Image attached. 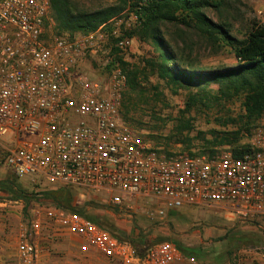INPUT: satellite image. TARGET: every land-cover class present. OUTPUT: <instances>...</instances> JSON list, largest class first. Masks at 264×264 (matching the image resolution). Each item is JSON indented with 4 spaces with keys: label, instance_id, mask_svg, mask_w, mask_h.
Masks as SVG:
<instances>
[{
    "label": "built area",
    "instance_id": "1",
    "mask_svg": "<svg viewBox=\"0 0 264 264\" xmlns=\"http://www.w3.org/2000/svg\"><path fill=\"white\" fill-rule=\"evenodd\" d=\"M51 8L52 0H0L5 166L20 178L102 193L114 206L131 208L139 200L154 220L184 205L207 206L229 209L264 232V127L255 131L250 150L242 155L231 149L160 151L122 114L128 77L116 58L132 47L128 33L141 25L139 13L128 7L96 31L66 38L46 35ZM99 52L109 54L105 74L87 65ZM1 197L0 203L20 201ZM38 206L20 224L18 264H41L67 234L81 240L83 252L93 248L119 264L195 261L172 241L140 253L131 241L76 211Z\"/></svg>",
    "mask_w": 264,
    "mask_h": 264
},
{
    "label": "rangeland",
    "instance_id": "2",
    "mask_svg": "<svg viewBox=\"0 0 264 264\" xmlns=\"http://www.w3.org/2000/svg\"><path fill=\"white\" fill-rule=\"evenodd\" d=\"M130 0H72L76 7L85 10H97L110 5L123 7L120 11L130 7ZM221 1L217 7L206 10L210 18L218 23L229 25L231 34L243 38L249 32L254 22L264 24V0H217ZM127 2V3H126ZM131 8V7H130ZM119 12V13H120ZM46 35H58L66 38H75L84 35L78 32L73 36L68 33L58 34L56 22L52 15V8L49 18L46 22ZM136 26L132 31L140 29ZM165 35L173 45L187 59L194 61L195 64L204 67V69L224 68L238 64L234 51L230 46L222 48L213 47L208 44L205 38L195 27H190L184 23H166L163 26ZM130 31V32H132ZM129 32V33H130ZM220 49V50H219ZM152 55V46L141 41L135 34L133 36L132 47L121 57L125 62L126 69L133 71L139 69L143 71L146 66V59ZM109 59L108 53L99 52L95 57L87 61V65L97 71L99 74H105L108 68L106 63ZM121 63V62H120ZM149 70V69H148ZM143 73L138 75L139 86L136 91H132L127 86L124 102L127 108L123 106L122 114L126 124L142 135L144 139L166 153L188 152V153H215L224 149L233 147L228 144L212 145L208 141H215L216 135L221 136L227 131H236L240 125V115L243 113V97L234 96L230 99H215L213 96L209 101H197L188 109L189 95L197 89L179 87L175 88L168 85L157 75ZM218 86H212L217 90ZM213 95V92H212ZM190 121L193 129L180 131L181 122ZM264 127V114L252 127L249 132H243V137L239 145H250L251 138L255 131ZM182 142H177L179 141ZM220 139V138H218ZM210 148L213 150H207ZM4 148L0 145V185L7 181L14 183V188H18L28 194L34 191H43L47 189H56L63 185H46L38 183L29 178L17 177L11 172L4 163ZM2 184V185H3ZM1 185V186H2ZM73 195V205L83 207L84 211L94 214L105 220L107 227L116 226L120 231L125 232L129 239H134V246L140 252L151 244L161 242L167 236L160 227L166 226V230L171 229L173 232L186 234L180 238H173V242L183 248L185 245L199 244L200 240H218L224 239V236L207 235L204 230L215 229L225 235V242L233 245L244 244H264V232L258 230L253 224L240 220L238 217L232 219L233 213L225 211H214L207 206L184 205L178 208L182 215L177 213L168 216L163 220H154L148 217L147 210L149 207L141 201H133L134 207L127 205L114 206L110 199L105 198L102 193H93L89 190L79 187H65ZM10 195V193L8 192ZM115 195H120L115 193ZM2 196V195H0ZM127 199V198H125ZM30 205L36 204L50 205L56 204L51 198L40 197L33 198ZM178 212V213H179ZM231 215V216H229ZM181 220L183 222H181ZM10 222V221H9ZM16 224L15 222L7 223L6 227H0V254H4L7 259L6 264H16ZM199 230L200 237H194L192 232ZM214 230V231H215ZM178 231V232H177ZM139 237L146 242H139ZM183 238H186L183 241ZM67 241L53 253L46 257L43 264H111L106 258L99 261L81 255L76 248H71ZM70 239V240H69ZM178 239V240H177ZM128 240V239H127ZM204 252L215 250L210 246H204ZM250 255L258 254L256 248L246 249ZM210 255V254H209Z\"/></svg>",
    "mask_w": 264,
    "mask_h": 264
},
{
    "label": "trees",
    "instance_id": "3",
    "mask_svg": "<svg viewBox=\"0 0 264 264\" xmlns=\"http://www.w3.org/2000/svg\"><path fill=\"white\" fill-rule=\"evenodd\" d=\"M140 1H129L131 9L139 13L142 22L140 29L132 31L128 35L133 37L136 34L141 41L149 43L152 46V55L146 59L143 71H139V69L128 71L126 67H123L127 73L129 89L136 91L139 86L138 75L143 73L146 76L149 69L148 74L157 75L170 86L197 89L189 95L192 102H188V109L199 100L209 101L211 96L219 100L230 99L234 96L243 97L244 111L239 117L238 130L227 131L221 136L216 135L215 141H208V143L212 145L228 144L233 147L231 150L236 155H242L245 151L250 150L251 145H239V141L244 135L243 132H249L264 114V24L254 22L247 35L239 38L231 34L228 24L218 23L206 13L207 9L222 4L221 1L146 0L144 4H140ZM122 9L121 6L110 5L97 10L85 11L77 8L72 0H52V15L58 34L68 33L71 36L78 32L87 34L96 31ZM166 23H184L195 27L213 47L230 46L238 64L217 69H204V67L195 64L176 48L177 45L175 47L167 39L163 29ZM116 59L125 66L123 57L120 56ZM107 68L109 69L110 66ZM212 86H218L217 90L214 91ZM126 89L124 96H126ZM123 106L127 108L124 98L122 108ZM192 129L190 121L181 122L180 131H191ZM178 140L177 142H182L180 139ZM207 150L213 152L210 148L201 152H208ZM1 185L0 187L10 193L11 198H22L26 203H29L33 198L35 200L42 196L51 198L60 207L86 216L121 239H128L133 244L136 242L134 239H129L128 235L116 226L107 227L105 220L84 211L83 207L73 205V195L69 189L65 188L66 186L28 194L18 188L15 189L12 182L7 181ZM139 242L146 241L139 237ZM145 248L140 253L144 252Z\"/></svg>",
    "mask_w": 264,
    "mask_h": 264
},
{
    "label": "crops",
    "instance_id": "4",
    "mask_svg": "<svg viewBox=\"0 0 264 264\" xmlns=\"http://www.w3.org/2000/svg\"><path fill=\"white\" fill-rule=\"evenodd\" d=\"M0 195H2L1 198H5V197L6 199L11 198V196L8 194L6 189L3 187H0ZM19 199L20 201L18 203H13L10 200L6 201L5 203H0V227L5 228L7 223H10L11 221L17 223L16 224V253H15L16 261H17L16 264H18L17 244H18V234H19L20 224L23 221L28 222L31 210L34 209L35 207H39L38 206L39 204L32 206L30 205V203H26L24 199L22 198H19ZM213 210L214 211H218V210L225 211L228 214L232 213L231 211H229V209H225V208L224 209L214 208ZM169 212H171L170 215H173L175 213H177V215H182L181 211L179 212L178 209L171 210ZM231 218L234 219V218H237V216L234 214L231 216ZM181 222L183 221L181 220ZM160 228L165 229V231L163 232L167 236H169L165 240H169L173 242V238L176 239L177 237L180 238L181 236H184V237L187 236L186 234L179 235L180 233L173 232L171 229L166 230V226L165 227L162 226ZM214 230L215 229L209 228L207 229V231L206 230L204 231L206 232L207 235L214 234V235H217L219 238L220 236H224V239H225V235L221 233V231H217V230L214 231ZM199 231L200 229L199 230L195 229L192 232V234L194 233L193 236L200 237L198 235ZM67 237L72 238L71 240L69 239L70 249L77 247L79 253L81 255L89 257L90 260L93 259V260L99 261L101 258L104 257V259L106 258L111 264H119L107 258L105 255H103L96 249L91 248L89 251L83 252L80 248L81 240L74 234H67L61 237L60 240L56 243L55 248L60 247L64 243V241L66 242L68 240ZM224 239L220 238L218 240H209V241L200 240L197 246L187 244L183 246V248H180L177 245L184 255L188 257H194L195 261H191L187 257L188 260L186 261H175L172 264H255L254 256L250 255V253L246 251V249L248 248H256L258 251V254L255 256L257 257L256 261H258V264H264V244L262 245V244L253 243V244H244L240 246L238 245L232 246L231 244L226 243ZM185 240L186 238H183V241ZM204 246H210L211 248H215V250H211L210 252H207V251L204 252L203 249L207 248ZM0 248H3V246L0 245ZM45 259L46 258H44L41 264L44 263ZM6 260L7 259L4 257V254H0V264H6L5 263Z\"/></svg>",
    "mask_w": 264,
    "mask_h": 264
}]
</instances>
